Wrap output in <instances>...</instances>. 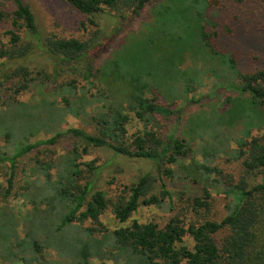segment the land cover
<instances>
[{
	"label": "trees",
	"instance_id": "obj_1",
	"mask_svg": "<svg viewBox=\"0 0 264 264\" xmlns=\"http://www.w3.org/2000/svg\"><path fill=\"white\" fill-rule=\"evenodd\" d=\"M61 1L95 28L88 40L54 34L42 36L35 14L24 0H0V24L10 27L3 35L6 40L0 39V59L21 61L39 50L52 62L50 72L46 69L30 70L18 64L3 76L9 87L4 90L0 101L10 118L7 124L4 115H0V128L3 123L7 124L5 136L14 140L16 150L10 155L0 151V169L2 164H9L7 186L0 189V197L6 201L10 196L18 195L23 198L25 207L24 215L19 219L10 209L0 210V257L5 264H43L40 262L45 261L47 255L43 250H53L59 258L71 259L70 264H89L92 258L113 264H264V184L248 188L243 178L234 185L226 182L222 191L231 200L227 214L218 221L201 216L199 220L186 222L184 215L182 219L176 215L162 227L154 222L137 220L113 231L102 226L100 230L83 227L88 220L101 225L99 217L108 209L118 223L123 224L139 207H167L170 211L175 208L174 195L163 179L172 183L176 175L175 166L190 158L191 150L185 139H178L173 134L163 138L148 130L149 119L155 116L169 118L176 113L169 106L177 100L190 102L188 96L193 88L189 83L180 82L181 70L174 68L170 59L175 55L181 57L188 51L190 36L200 40L203 48L213 47L211 38L218 35L214 32L210 36L207 26L214 28L219 24L211 21L214 18L207 16V10L215 6L213 8L218 10L230 11L233 19L238 20V15L234 16L235 10L227 9L217 0ZM232 1L243 3L244 0ZM150 5L149 20L142 24L144 30L126 38L125 44L116 51L113 62L115 75L102 74L98 61L109 51L126 23L141 17ZM107 13L115 19V26L109 35L100 38L101 32L94 17ZM189 21L190 35L189 32L182 35L174 31ZM85 22H79L84 31ZM174 34L179 38L178 42L169 46L170 36ZM27 36L30 40H25ZM161 47L167 52L166 57L157 56ZM220 63L225 64L228 71L239 74L232 58ZM160 66L164 67L161 69ZM174 69L178 71L174 73ZM239 80L240 95L232 98L229 104L240 103L236 110L239 107L251 108L253 113L246 112L227 121L242 126L238 131L240 137L235 139L237 149L233 158L241 160L245 174L263 173L264 70L240 73ZM78 82L93 87L94 94L77 95L74 90ZM200 83H195L194 89L199 88ZM99 84L103 87H97ZM31 88L46 95L43 100L47 103L45 111L16 98ZM179 90L183 91L178 95L176 92ZM121 91L123 98L120 99L117 95ZM62 93L74 97L73 104ZM148 93L153 97H147ZM245 94L249 97L244 98ZM53 95H61L63 106L47 99ZM87 107L95 110L91 119L94 133L78 128L63 129L67 115L78 117ZM124 109L133 113L142 124V130L128 136L126 124L129 116ZM252 131L256 132L254 136ZM41 133L51 137L30 141ZM60 138L73 139L74 144L68 163L56 180L49 182L51 175L48 171L54 167L49 162L40 170L47 178L40 186H35L33 181L22 189L14 190L17 160L41 145L56 144ZM89 147L106 148L117 156L148 160L152 170L137 177L135 182L123 185L117 198L110 199L101 190L92 191L91 176L98 166L91 161H79ZM187 166H180L183 175L188 170ZM201 169L207 179L216 172V169ZM199 188L198 195L186 200L193 214L199 216V210L203 209L207 216L211 193L200 185ZM31 189V194L37 189L43 193H36L33 199L28 200L27 193ZM180 196L183 194L178 197L181 200ZM185 239L190 240V245L184 242Z\"/></svg>",
	"mask_w": 264,
	"mask_h": 264
},
{
	"label": "rangeland",
	"instance_id": "obj_2",
	"mask_svg": "<svg viewBox=\"0 0 264 264\" xmlns=\"http://www.w3.org/2000/svg\"><path fill=\"white\" fill-rule=\"evenodd\" d=\"M24 1L34 12L38 29L42 36L54 34L59 37H77L82 40H88L95 30L86 18L76 13L72 7L61 0ZM217 1L222 2V5L229 10L233 8L235 10L234 16L238 15L239 19H233L230 11L218 10L213 8L215 6H211L207 10V16H213L212 18H214L212 20L209 19L219 24L214 28L210 25L207 26L206 31L210 36L214 32H217L218 35V37L211 38L213 47L203 48L200 40L190 36L192 38L190 39L188 51L181 57L175 55L170 59L174 68L181 70V74L178 77L180 82H183V84L189 83L188 85L190 86L191 84L193 88L188 96L190 102L185 101V99L177 100L173 106H169V109L176 113L169 118L161 116L150 118L147 126L148 130L157 132L160 137L164 138L169 134H173L178 139H185L186 144L190 147V158L184 160V163L181 162L175 166L176 175L172 183L163 179L167 189L174 195L175 208L170 211L167 207L162 209L139 207L138 211L123 224L118 223L111 210L108 209L105 214L99 217L101 225L88 220L83 224V227H93L100 230L102 226L108 231H113L129 225L132 220H137L141 223L154 222L159 227H162L171 217L176 215H179L181 219L183 218L182 215H184L186 222H189L190 219L199 220L201 216L218 221L227 214V207L231 200L222 191L225 189L226 182L229 181L234 185L243 178L248 184V188L264 184V172H257L251 175L245 174L241 160L236 161L233 158L234 150L237 149L235 139L240 137L238 131L242 129V126L233 121L227 122L232 118L237 119L235 117L237 115H243L246 112L253 113L251 108L239 107L236 110V106H241L240 103L230 105L229 101L240 95V73H254L258 70H264V0H244L243 3H236L232 0ZM151 8V5L148 6L141 17L128 21L123 32L114 39L109 51L104 53L103 57L98 61V69L101 73L103 72L102 74L115 75L116 71L113 62L116 51L125 44L124 40L126 38L136 36L140 30H144L142 24L145 25L148 22ZM180 15H178L179 19L181 18ZM84 20L86 21V31L79 26V22ZM94 20L98 23L101 32L100 38L109 35L115 26V19L108 13L96 15ZM9 28L6 24H0V39L6 40L3 35ZM174 31L182 35H186L189 32L190 35V21L183 23L181 27L175 28ZM27 39L30 40L28 36L25 37V40ZM178 39L175 34L171 35L168 42L169 46H173L175 41L178 42ZM31 42L34 43V40ZM166 54L167 52L162 47L157 52L159 58L166 57ZM230 58L235 60L239 74L228 71L225 69L227 66L220 63L221 61L226 62ZM18 64H23L30 70L46 69L50 72L52 69L51 60L39 50H35L21 61L5 62L0 59V83L2 82L0 99L4 96V90L9 87L8 84L4 83L3 76ZM163 67L160 66L159 68L162 69ZM176 69H174V73L178 71ZM197 82H201L200 87L194 89L193 85ZM115 84L121 86L120 83ZM76 87L74 92L77 95L83 93H88L89 95L95 92L93 87L84 82H78ZM97 87L101 88L103 86L99 84ZM182 91L179 90L176 93L179 95ZM61 95L68 97L71 103L75 101V98L70 95L64 93ZM61 95L49 96L47 99L55 102L58 106H63ZM45 96L41 95L39 90L31 88L29 92L21 93L16 98L19 101L30 102L39 111H45L47 106L45 105L47 103L43 101ZM118 97L120 99L123 98V91L117 95ZM147 97L152 98L153 95L148 93ZM246 97H249V95L245 94L244 98ZM1 102L0 115L3 114L5 121L9 124L10 116H7L5 106L1 105ZM124 113L129 116V123L126 124L128 136L138 130L140 131V129L142 130V124L134 118L133 113L125 109ZM94 114L95 110L87 107L78 117L67 115L64 119L63 129L78 128L94 133V125L91 120ZM7 124L3 123L0 128V151H5L7 155H10L16 150V143L12 138L8 139L5 136ZM251 134L254 136L256 132L252 131ZM50 137L51 135L45 136L44 133H41L30 141L36 142L37 140H46ZM73 144V139L60 138L56 144L41 145L31 153L18 159L14 169V190L22 189L24 185L33 181L35 186H40L42 182L47 180L45 173L40 170L43 165H47L46 163L49 162L54 167L48 171L51 175L50 180H48L53 183L58 177V173L62 172L63 168L66 167ZM82 155L79 161L86 163L91 161L92 164L98 166V169L91 176L93 181L92 191L101 190L110 199L117 198L120 190L123 189V185L135 182L137 177L152 170L151 162L148 160L131 159L122 155L117 156L106 148L89 147L88 151ZM181 164H188V170L185 175L181 173ZM201 168L216 169V172H212L207 179L203 177ZM8 175L9 164L4 163L0 169V189L6 188ZM195 181H198V183L196 184ZM199 185L211 193V205L207 216L203 209L199 210V213H201L199 216L193 214L186 200L187 197L200 193ZM31 191L32 189L27 193L26 199L28 200L33 199L36 193L38 195L43 193V190L38 189L34 191V194H31ZM181 193L183 196H180V200L178 197ZM6 209L12 210L15 218H21L25 209L23 198L18 197V195L13 197L12 195L6 201H3L0 197V210ZM1 217L2 214L0 213V219ZM184 242L190 245V240L185 239ZM45 251L47 252L44 257L45 261H39L40 263L70 264L72 262L71 259L59 258L58 254L53 250H43V252ZM0 264H5L1 257ZM89 264L113 263L92 258L89 260ZM183 264L186 263L184 262Z\"/></svg>",
	"mask_w": 264,
	"mask_h": 264
}]
</instances>
